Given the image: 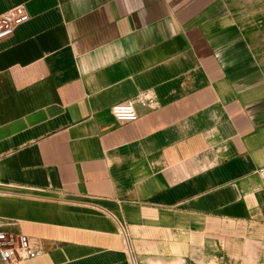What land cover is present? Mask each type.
Wrapping results in <instances>:
<instances>
[{"label": "crops", "instance_id": "0c3cea01", "mask_svg": "<svg viewBox=\"0 0 264 264\" xmlns=\"http://www.w3.org/2000/svg\"><path fill=\"white\" fill-rule=\"evenodd\" d=\"M12 264H264V0H0ZM119 124L111 109L144 91Z\"/></svg>", "mask_w": 264, "mask_h": 264}, {"label": "built area", "instance_id": "2783aa9c", "mask_svg": "<svg viewBox=\"0 0 264 264\" xmlns=\"http://www.w3.org/2000/svg\"><path fill=\"white\" fill-rule=\"evenodd\" d=\"M29 20L30 16L24 5L17 6L0 15V42L11 38L15 31ZM137 107L151 110L158 108L154 93L150 90L140 92L134 98L115 105L111 109V114L119 124L136 122L139 119ZM260 174L264 176V170ZM13 225L11 222L0 220V264H12L16 261L29 260L42 254L39 248L32 245L29 237L10 231L9 228ZM119 225L129 252L130 263L137 264L129 249L127 227L123 223H119Z\"/></svg>", "mask_w": 264, "mask_h": 264}, {"label": "clouds", "instance_id": "9594fccd", "mask_svg": "<svg viewBox=\"0 0 264 264\" xmlns=\"http://www.w3.org/2000/svg\"><path fill=\"white\" fill-rule=\"evenodd\" d=\"M132 118L134 119L135 117L133 116Z\"/></svg>", "mask_w": 264, "mask_h": 264}]
</instances>
